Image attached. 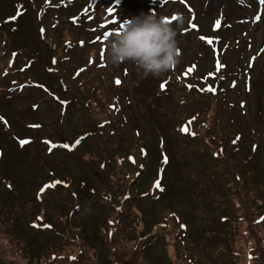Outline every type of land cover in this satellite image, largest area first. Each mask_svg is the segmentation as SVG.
Masks as SVG:
<instances>
[{"label": "rangeland", "instance_id": "374dc122", "mask_svg": "<svg viewBox=\"0 0 264 264\" xmlns=\"http://www.w3.org/2000/svg\"><path fill=\"white\" fill-rule=\"evenodd\" d=\"M141 13L176 18L180 62L159 77L107 60ZM0 26L7 264L6 246L50 264L72 242L79 264H114L108 220L124 213L125 245L146 238L135 264H241L239 231L264 240V0H0Z\"/></svg>", "mask_w": 264, "mask_h": 264}, {"label": "clouds", "instance_id": "9594fccd", "mask_svg": "<svg viewBox=\"0 0 264 264\" xmlns=\"http://www.w3.org/2000/svg\"><path fill=\"white\" fill-rule=\"evenodd\" d=\"M179 58L176 29L153 13L125 17L120 31L107 42L110 64L132 62L144 76H161L178 64Z\"/></svg>", "mask_w": 264, "mask_h": 264}, {"label": "trees", "instance_id": "16d2710c", "mask_svg": "<svg viewBox=\"0 0 264 264\" xmlns=\"http://www.w3.org/2000/svg\"><path fill=\"white\" fill-rule=\"evenodd\" d=\"M185 99L187 101H191L190 96H186ZM207 99H209V97ZM126 220H128V215L126 213L121 215L120 219L114 216L112 217V219L108 220L110 222L108 225L109 228L106 233L105 242L107 243L109 241L111 246H113V248L109 250L108 253L112 256V259H115L114 264H135L133 262L136 260V258L140 254H143V252H145L146 250V238L144 237H139L137 239V242H140V247L137 246L136 249L135 246L128 248L125 245L124 242H127V238H124L125 240H123L119 236V232L125 228ZM261 221L262 220L257 217L253 220V224L260 225ZM254 236L255 235L249 231V228L241 229L239 231V237L241 238V240L243 239V245L239 248V252H237V256L240 257L241 264H264V258L262 257L264 251V240L262 238L258 240V237ZM72 244L75 245H70L71 247L66 248L65 250L62 249L60 251L58 250L49 253L47 259H49L50 264H79V261L82 258L81 255L84 251H81L80 248H77L75 242H72ZM1 246L4 247L5 244ZM243 246L244 249L242 251ZM6 248L9 249L6 250V252L8 253L7 261L9 264H15L18 259H23L21 252H18L16 247H14V249H11L10 247L6 246ZM73 251H78V255L75 256L74 254H72ZM15 254H18V257L13 259V255ZM2 256L3 253L2 251H0V264H7V262L2 258ZM10 257L12 259V262H9L8 260V258Z\"/></svg>", "mask_w": 264, "mask_h": 264}, {"label": "snow or ice", "instance_id": "6c2138e0", "mask_svg": "<svg viewBox=\"0 0 264 264\" xmlns=\"http://www.w3.org/2000/svg\"><path fill=\"white\" fill-rule=\"evenodd\" d=\"M241 2H243V0H241ZM108 12H109V13H112V12H113V9H112V8H109V9H108ZM175 19H176L175 17L172 18V20H175ZM172 20H168V19H166L165 22H166V23H172ZM220 26H221V22H220L219 20H217V21H216V24H215V27L218 29ZM43 31H44V30L41 29V32H43ZM201 39H205V38H204V37H201ZM207 42H208V43H212L211 40H208ZM115 83H116V84H120L119 79L115 80ZM0 120H3V117H0ZM5 123H7V122L5 121ZM33 127H39V125H33ZM183 131H187V129L185 128V129H183ZM20 143H21V145L23 146L24 144H28V143H30V141H28V140H21ZM77 143H79V141H78ZM64 147H68V145H64ZM165 159H166V158H165ZM56 183L58 184V183H60V182L57 181ZM158 186H159V185L157 184V187H158ZM49 187H55V184L50 185Z\"/></svg>", "mask_w": 264, "mask_h": 264}]
</instances>
